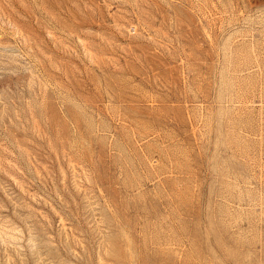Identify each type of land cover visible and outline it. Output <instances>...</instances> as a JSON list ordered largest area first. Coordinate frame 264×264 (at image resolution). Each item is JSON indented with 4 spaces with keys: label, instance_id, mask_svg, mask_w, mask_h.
Returning <instances> with one entry per match:
<instances>
[{
    "label": "rangeland",
    "instance_id": "1",
    "mask_svg": "<svg viewBox=\"0 0 264 264\" xmlns=\"http://www.w3.org/2000/svg\"><path fill=\"white\" fill-rule=\"evenodd\" d=\"M0 264H264V0H0Z\"/></svg>",
    "mask_w": 264,
    "mask_h": 264
}]
</instances>
